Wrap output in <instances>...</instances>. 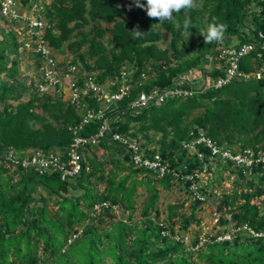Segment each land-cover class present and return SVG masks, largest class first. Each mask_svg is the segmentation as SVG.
<instances>
[{
  "label": "trees",
  "instance_id": "16d2710c",
  "mask_svg": "<svg viewBox=\"0 0 264 264\" xmlns=\"http://www.w3.org/2000/svg\"><path fill=\"white\" fill-rule=\"evenodd\" d=\"M35 1L20 3L30 8ZM40 10L49 26L43 40L60 65L77 66L110 93L122 80L129 85L126 95L104 109L111 133L137 144L145 159L158 156L165 172L137 166L131 151L110 137L83 150L89 171L71 180L6 162L3 153L10 148L64 153L74 137L68 128L81 122L83 111L55 91L38 95L32 81L25 83L18 71L23 40L4 25L16 23L0 16V264H264V0H197L187 14H174L179 29L158 24L124 0H52ZM213 17L227 29L221 41L205 43L201 30ZM186 18L194 26L187 33ZM137 26L145 35L133 40ZM245 48L235 61L236 74L214 87L226 77L228 52ZM63 51L73 58L58 60ZM30 57L37 68L40 57L31 52ZM153 91L180 93L168 94L160 105L129 108L139 94ZM81 103L93 111L102 108L93 97ZM99 126L92 120L76 135L92 137ZM207 141L251 163L212 155ZM98 147L114 155L100 160L91 152ZM105 161L112 166L106 168ZM223 173L239 190L216 197V177ZM140 184L151 195L140 219L133 220ZM157 185L182 186L192 202L190 214H180L177 231L175 206L168 225L159 218ZM101 203L108 207L96 214L94 206ZM213 203L218 216L213 227L223 231L199 229L186 236L192 224L200 227L195 213ZM224 233L231 238L218 241Z\"/></svg>",
  "mask_w": 264,
  "mask_h": 264
},
{
  "label": "built area",
  "instance_id": "2783aa9c",
  "mask_svg": "<svg viewBox=\"0 0 264 264\" xmlns=\"http://www.w3.org/2000/svg\"><path fill=\"white\" fill-rule=\"evenodd\" d=\"M0 16L16 24L22 25L24 29L23 48L27 52L40 57V64L37 69V78L33 83V91L38 94H48L55 91L57 95H61L67 102L78 104V108L83 111L81 122L78 125L69 127L68 129L74 135L69 148L64 152L55 151L48 154L37 150L27 151L25 154L16 152L10 148L3 153V159L12 167H20L22 170H32L38 175L59 173L61 180H71L77 176L82 169L89 171V166H83V150L87 149L88 145H97L99 139L110 137L111 141L117 142L132 153V160L137 166H144L148 169H158L160 175L165 172V168L160 164L158 156H154L152 160L142 157L139 152V147L133 141L123 138L117 133H111L110 119L104 115V109L108 104L115 103L120 100L129 91V85L122 80L120 86L112 93L105 91L102 86L95 82V78L91 75H86L77 66L72 64H59L52 48L48 47L43 40V32L49 26L43 20L41 10L37 2L32 4L30 8L22 7L20 0H0ZM27 29H26V28ZM262 38L264 35L260 34ZM264 49V45L262 47ZM239 51L236 55L234 51H229L231 55L230 67L226 71L225 79L218 80L213 83L214 87H220L225 84L230 78L236 74L235 61L237 57L246 52ZM259 74H257V78ZM122 78V77H121ZM111 83V84H110ZM114 86L115 82H109ZM179 94L180 92L153 91L149 94L141 93L130 104L132 110L142 109L150 104L160 105L168 94ZM84 97H93L102 105L101 109L93 111L82 105L81 99ZM92 120L100 121L98 133L92 137H79L76 133L81 130L82 126L88 124ZM203 140V139H201ZM206 145L211 148L212 155H219L221 159H230L237 164L245 163L249 165L251 160L239 154L232 155L227 150H222L215 147L211 142L207 141ZM65 154V155H64ZM195 190L194 186H191ZM195 198L203 200V197L198 193H194ZM102 207H108V203H101L94 206V212L99 214ZM116 210V207H113ZM214 222L218 216L214 213ZM164 235V233H162ZM74 237V236H73ZM230 233H224L217 237L218 241L229 240ZM70 242V240L68 241Z\"/></svg>",
  "mask_w": 264,
  "mask_h": 264
},
{
  "label": "rangeland",
  "instance_id": "374dc122",
  "mask_svg": "<svg viewBox=\"0 0 264 264\" xmlns=\"http://www.w3.org/2000/svg\"><path fill=\"white\" fill-rule=\"evenodd\" d=\"M34 0H31L33 2ZM52 0H36L35 2L38 3L39 7H43L44 5H49ZM125 4H133V0H124ZM2 21L0 20V25L2 26ZM5 27L10 28L13 30L16 35L18 36L19 39L25 41L24 37V29L22 25L20 24H8L4 23ZM89 29V26H86L83 30L87 31ZM76 37L73 36L71 38V41L74 40ZM85 47L82 48L84 50ZM24 54V55H23ZM22 56V62L18 65V71L20 75H22L25 79V83L29 85V83H34V80L37 78V69L34 64V60L30 57V52H24L21 54ZM62 56L66 61L71 60L73 58V54L70 53L69 51H63L59 54L58 60H62ZM200 85V84H199ZM32 90V88H31ZM108 147H106L104 150L101 148H97L94 151H91L96 158L103 160L107 159L110 157V155H114L113 152L107 151ZM110 149H114V145L109 146ZM91 159H88V162H90ZM106 162V168H110L112 165L109 161ZM125 173H128V170L125 171ZM137 179H140L141 176H137ZM215 177H212V179ZM217 183L214 188V192L216 197H218L222 191H225L227 193L231 192L233 189L239 190L237 187L234 186L233 179L232 177H227L226 173L222 174V177H216ZM202 183H205V178L202 177L201 179ZM102 188L100 185L98 186V189ZM158 195H157V200H156V207L158 208L159 211V218L163 219L166 224L168 225V219L167 215L169 212V208L172 206H175L176 209L174 211L177 213L175 216L174 220L178 221L177 224L174 226V230L177 231L179 226H180V214H185L189 215L191 211V200L188 196V193L185 191V189L182 186H177V185H172L169 189H164L160 185L156 186ZM150 192L147 189L146 186L143 185H137L135 188L134 196H133V201H134V211L132 212V217L133 220L140 219V210L144 202L150 197ZM217 199H215L216 201ZM214 201V202H215ZM214 206L215 204L213 203V206L210 205H205L202 207V210L200 209L195 213L196 218H200V227L196 226L195 224H192L188 232L186 233V236L193 237L195 233L201 229L203 232H209L211 234L216 233L217 231L222 232L223 229L220 228H214ZM117 213V212H116ZM127 213H125V216ZM217 215V214H216ZM120 216V215H119ZM189 237V238H191Z\"/></svg>",
  "mask_w": 264,
  "mask_h": 264
},
{
  "label": "clouds",
  "instance_id": "9594fccd",
  "mask_svg": "<svg viewBox=\"0 0 264 264\" xmlns=\"http://www.w3.org/2000/svg\"><path fill=\"white\" fill-rule=\"evenodd\" d=\"M136 7L146 11L149 18L158 19V24H164L165 22L171 23L175 28L181 27L180 23L176 21L174 14L184 12L187 14L192 10L197 3V0H146V3H141V0H133ZM131 10V5L129 6ZM194 27L190 18H186L183 21V29L185 33L190 28ZM227 25L217 21V18L213 17L212 22L209 23L206 29L201 30V34L204 37L205 43L219 42L224 38ZM132 39H141L145 32L139 30V27H135L131 31Z\"/></svg>",
  "mask_w": 264,
  "mask_h": 264
}]
</instances>
